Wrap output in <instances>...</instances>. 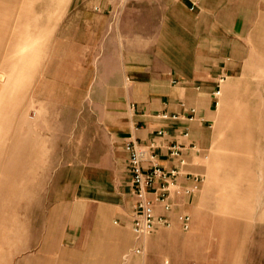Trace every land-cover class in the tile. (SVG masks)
<instances>
[{"label":"rangeland","instance_id":"374dc122","mask_svg":"<svg viewBox=\"0 0 264 264\" xmlns=\"http://www.w3.org/2000/svg\"><path fill=\"white\" fill-rule=\"evenodd\" d=\"M84 4L0 0V264H264V0H203L180 22L188 47L234 40L220 57L233 48L236 67L216 89L193 184L171 197L172 220L190 228L139 239L132 214L81 200L122 174L100 122L105 40L85 28ZM170 13L165 0H134V39L157 37Z\"/></svg>","mask_w":264,"mask_h":264},{"label":"crops","instance_id":"0c3cea01","mask_svg":"<svg viewBox=\"0 0 264 264\" xmlns=\"http://www.w3.org/2000/svg\"><path fill=\"white\" fill-rule=\"evenodd\" d=\"M202 1L165 0L166 10L173 13L163 18L157 37L134 39V0H76L93 11L83 18L85 28L105 40L100 55L99 78L105 86L100 122L109 138L111 155L122 170L113 192L102 188L90 195L89 190L86 197L82 195L84 204L97 202L122 218L132 214L133 196L123 148L130 140L141 146L152 145L153 163L166 171L178 170L177 183L183 190L193 184L187 175L200 151L206 148L217 106L216 89L236 67L233 48L230 55L220 57L227 52L229 43L234 46V40L211 33L188 47L179 37L178 32L184 29L180 22L187 19L188 12L199 10L202 15ZM250 1L244 0V5H250ZM75 16L80 17L79 13ZM244 20H251L250 8ZM169 22H174L177 34L171 35ZM199 27L196 25V30ZM171 36L174 45L170 44ZM172 149L179 151L177 157L171 156ZM174 211L178 208L169 214L171 218ZM156 213H163L160 206H156ZM79 227L75 224L72 229L78 231ZM101 229L104 237L105 226ZM72 238L77 242V234Z\"/></svg>","mask_w":264,"mask_h":264},{"label":"built area","instance_id":"2783aa9c","mask_svg":"<svg viewBox=\"0 0 264 264\" xmlns=\"http://www.w3.org/2000/svg\"><path fill=\"white\" fill-rule=\"evenodd\" d=\"M117 11L118 6L112 10V15L114 16ZM218 95L219 90L216 92V96ZM123 148L127 154L131 195L133 196L130 228L135 238L148 236L161 228H169L174 222L183 231H187L190 228L188 216L179 215L173 221L169 215L174 208L172 198L184 193L177 183L178 170L166 171L154 164L152 145L141 146L136 141L130 140L124 143ZM170 154L177 157L179 151L172 149ZM146 162L150 163V166L145 167ZM149 195H152V198H149ZM156 206L161 207L162 214L156 213ZM134 253L139 254L140 250L136 249Z\"/></svg>","mask_w":264,"mask_h":264}]
</instances>
